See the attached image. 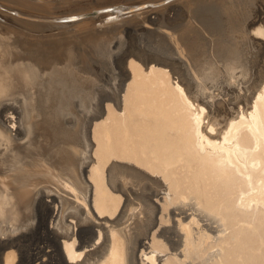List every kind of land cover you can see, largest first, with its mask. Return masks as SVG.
<instances>
[{
  "label": "bare ground",
  "instance_id": "1",
  "mask_svg": "<svg viewBox=\"0 0 264 264\" xmlns=\"http://www.w3.org/2000/svg\"><path fill=\"white\" fill-rule=\"evenodd\" d=\"M0 264H264V0H0Z\"/></svg>",
  "mask_w": 264,
  "mask_h": 264
}]
</instances>
